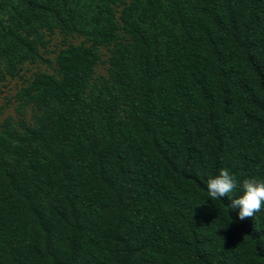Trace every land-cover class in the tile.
<instances>
[{
    "label": "trees",
    "instance_id": "1",
    "mask_svg": "<svg viewBox=\"0 0 264 264\" xmlns=\"http://www.w3.org/2000/svg\"><path fill=\"white\" fill-rule=\"evenodd\" d=\"M19 1L28 17L47 6ZM192 1L167 0L166 18L178 36L147 56L138 100L126 93L133 121L117 122L119 141L94 149L89 169L76 173L80 226L69 233L48 224L50 262L34 255L30 224L17 204L0 203V264H264V210L239 220L227 197L211 201L206 191L208 177L223 168L241 181L264 177V0H229L226 9L219 0H196L212 10L204 17L186 15ZM115 2L100 0L91 17L97 42L121 29L138 41L140 24L126 10L119 24ZM163 7V0H146L139 21L156 18ZM93 54L84 44L60 53V78L36 79L35 102L75 109ZM115 79L122 82L120 65ZM97 111L114 120L112 103ZM68 118L57 117L55 142L69 140ZM68 152L80 154L75 144ZM100 180L119 188L118 200Z\"/></svg>",
    "mask_w": 264,
    "mask_h": 264
},
{
    "label": "rangeland",
    "instance_id": "2",
    "mask_svg": "<svg viewBox=\"0 0 264 264\" xmlns=\"http://www.w3.org/2000/svg\"><path fill=\"white\" fill-rule=\"evenodd\" d=\"M38 1L47 2L44 12L28 17L19 0H0V203L17 204L20 214L29 221L34 255L51 262L48 224L53 222L69 233L80 226L77 171L89 169L94 149L104 150L119 141L117 122L133 121L126 93L134 102L138 100L147 56L163 47L170 36H178V30L166 18L167 0H163L160 14L146 22L138 19L146 0H116L118 23L126 10L140 24L143 37L137 41L121 29L109 42L100 44L99 27L91 23L100 0ZM228 1L219 3L226 9ZM211 11L193 0L185 13L204 17ZM80 44L91 47L94 54L76 108L71 110L68 103L55 101L37 104L36 79H59L58 55ZM117 65L122 82L115 79ZM100 103L115 106L113 121L100 116ZM62 112L70 118L71 133L65 144L52 138L55 121ZM71 144L79 148L77 157L68 152ZM32 161L46 167L36 170ZM99 186L119 199L117 186L102 180Z\"/></svg>",
    "mask_w": 264,
    "mask_h": 264
},
{
    "label": "clouds",
    "instance_id": "3",
    "mask_svg": "<svg viewBox=\"0 0 264 264\" xmlns=\"http://www.w3.org/2000/svg\"><path fill=\"white\" fill-rule=\"evenodd\" d=\"M206 191L211 201L227 197L229 211H235L239 220L264 210V177L249 176L241 181L230 169L223 168L208 177Z\"/></svg>",
    "mask_w": 264,
    "mask_h": 264
}]
</instances>
